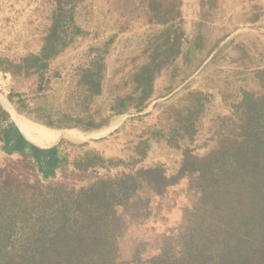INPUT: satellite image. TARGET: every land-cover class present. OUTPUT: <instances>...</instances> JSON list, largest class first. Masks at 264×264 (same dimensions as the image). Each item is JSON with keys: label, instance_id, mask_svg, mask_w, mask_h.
Wrapping results in <instances>:
<instances>
[{"label": "trees", "instance_id": "trees-1", "mask_svg": "<svg viewBox=\"0 0 264 264\" xmlns=\"http://www.w3.org/2000/svg\"><path fill=\"white\" fill-rule=\"evenodd\" d=\"M86 2L53 0L40 50L18 58L0 55V96L19 115L52 131L110 129L125 115L149 109L164 72L176 77L185 60L189 78L203 64L193 65L202 44L188 40L182 0H112L118 29L91 48L89 61L78 69L75 111L32 106L4 80H33V97L43 96L52 65L87 36L77 23ZM135 22L153 28L144 62L125 83L128 92L110 93L107 108L96 105L111 47ZM251 71L250 81L220 103L202 91L186 92L185 105L180 100L168 106L166 126H153L134 154L124 157L31 129L0 100V264H264V64ZM13 121L33 135L36 147L59 157L52 174L39 165L44 151L26 142ZM11 128L25 142L8 150ZM78 148L83 154L73 156ZM159 153L177 156L176 164L160 160ZM180 187L189 201L180 220L153 245L138 240L126 259L121 241L130 228L161 215L163 203Z\"/></svg>", "mask_w": 264, "mask_h": 264}, {"label": "rangeland", "instance_id": "rangeland-1", "mask_svg": "<svg viewBox=\"0 0 264 264\" xmlns=\"http://www.w3.org/2000/svg\"><path fill=\"white\" fill-rule=\"evenodd\" d=\"M182 2L188 40L191 43L198 40L202 44L201 52L194 56L193 65L202 62L203 64L189 78L187 74L190 69L187 68L185 60L180 63L176 77L172 78L170 71L164 72L156 81L155 100L145 112L125 115L110 129L100 133L78 134L46 129L19 115L12 104L11 106L1 100L2 104L19 122L48 136L87 143L111 157L133 155L136 144L147 137V132L153 126L157 124L166 126L169 120L166 111L168 106L179 103L186 92L202 91L215 96L216 101L220 103L222 97L231 98L236 95L240 86L252 78L251 70L264 64V0H182ZM52 5L53 0H0V55L18 58L28 53H37L49 26ZM257 15L261 18L255 23L252 20ZM77 23L87 32V36L80 39L52 65L51 84L43 96L33 97L36 94L33 80L14 83L10 79H5V85L28 97L32 106L73 113L76 109L77 71L89 61V50L100 46L117 31L119 11L112 0H87L78 9ZM152 32V27L143 22H135L126 33L119 35L106 59L104 93L97 99L96 105L107 108L110 93L113 91L126 93L130 90V86H125V83L134 70L144 62L143 51ZM221 41L223 42L220 43ZM219 43L215 52L207 58L210 51ZM222 47L221 52L215 56ZM183 100L180 102L181 105L186 104L185 101L182 102ZM14 124L26 142L44 151L39 165L45 170L46 175L52 174L56 167L55 163L59 160L56 153L49 152L51 149L42 150L36 147L33 135H27L18 123ZM9 130L8 150H11L25 141L19 138L13 128ZM84 150L75 149L73 156L83 154ZM159 154L160 160H167L166 163L171 165L176 164L177 156L171 155L168 159L167 155ZM41 159L48 162L42 164ZM6 174H3V178ZM182 190L183 187H180L171 193L162 205L161 215L156 219L151 218L148 223L130 228L121 241L123 256L126 259L130 260L132 248L138 240L153 245L160 233L177 224L181 218V209L189 204ZM148 252L147 255H152L154 250L149 248Z\"/></svg>", "mask_w": 264, "mask_h": 264}, {"label": "bare ground", "instance_id": "bare-ground-1", "mask_svg": "<svg viewBox=\"0 0 264 264\" xmlns=\"http://www.w3.org/2000/svg\"><path fill=\"white\" fill-rule=\"evenodd\" d=\"M0 100H2L3 102H6L1 96H0ZM1 101V102H2ZM7 103V102H6ZM8 104V103H7ZM105 133V132H104ZM87 137H92V136H87Z\"/></svg>", "mask_w": 264, "mask_h": 264}, {"label": "water", "instance_id": "water-1", "mask_svg": "<svg viewBox=\"0 0 264 264\" xmlns=\"http://www.w3.org/2000/svg\"><path fill=\"white\" fill-rule=\"evenodd\" d=\"M58 144V143H57Z\"/></svg>", "mask_w": 264, "mask_h": 264}]
</instances>
